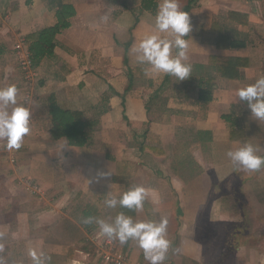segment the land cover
<instances>
[{"label":"crops","instance_id":"0c3cea01","mask_svg":"<svg viewBox=\"0 0 264 264\" xmlns=\"http://www.w3.org/2000/svg\"><path fill=\"white\" fill-rule=\"evenodd\" d=\"M151 1L142 6L143 0H63L75 10L70 26L56 35L53 57L37 66L28 58L29 88L25 80L18 81L19 69H25L14 46L53 25L56 7L51 0H0V87L15 84L21 100L28 92L37 99L28 106L32 125L22 147L0 149V256L9 264H31L32 248L46 252L50 264H103L91 252L99 237L102 241L99 229L81 224V218L112 222L121 211L104 205L106 194L119 196L135 185L147 189L144 207L124 214L134 221L167 218L171 243L164 264L210 262L219 255L203 229L218 221L223 201H209L206 191L221 174H231L228 150L250 142L264 156V121L251 118L247 104L235 96L237 89L264 76V0H197L188 12L193 29L185 39L192 73L184 81L152 74L131 51L154 29L161 0ZM186 3L180 0L181 10ZM105 15L107 22L101 20ZM213 57L238 59L235 78L219 74ZM129 68L139 72L131 84ZM208 78L211 99L203 102L193 93L205 89ZM190 90L191 98L186 96ZM49 96L63 109L83 112L88 145L53 138ZM146 131L161 141L156 153L141 150ZM194 162L197 168L189 167ZM97 170L112 175L89 185ZM260 171H241L243 188L260 182L253 176ZM33 185L36 195L27 196L25 189ZM234 202L239 208L243 203ZM120 247L132 264H146L134 241Z\"/></svg>","mask_w":264,"mask_h":264},{"label":"clouds","instance_id":"9594fccd","mask_svg":"<svg viewBox=\"0 0 264 264\" xmlns=\"http://www.w3.org/2000/svg\"><path fill=\"white\" fill-rule=\"evenodd\" d=\"M108 19V15L101 17L104 22ZM192 29L189 13L181 10L180 0H161L154 17L152 33L145 35L131 49L135 54L136 62L150 66L152 74L163 73L175 77L178 81L187 80L191 77L192 65L187 63L190 45L185 37L192 32ZM17 95L18 88L15 84L0 87V141L4 142V147L8 151L19 150L24 137L31 131L30 110L17 103ZM235 96L238 102L247 104L251 118L264 121V76L256 79L254 83L237 89ZM260 151V146L244 142L228 150L225 155L235 171L251 173L264 169V156L258 154ZM111 175L109 171L97 170L96 174L89 178V185L106 182ZM146 194L145 187L135 185L119 196L111 192L107 193L103 203L110 209L119 206L140 211L144 207ZM80 222L83 225L95 224L99 229L98 235L109 243L118 241L123 246L130 240L134 241L136 246L142 249L144 259L149 264H164L167 258L171 242L167 239L166 217H161L159 221H134L131 216L119 212L112 222L91 216L82 217ZM0 251H3L2 244ZM28 255L31 264H50L51 257L43 250L32 248L29 249ZM0 264H9V262L0 256Z\"/></svg>","mask_w":264,"mask_h":264},{"label":"rangeland","instance_id":"374dc122","mask_svg":"<svg viewBox=\"0 0 264 264\" xmlns=\"http://www.w3.org/2000/svg\"><path fill=\"white\" fill-rule=\"evenodd\" d=\"M29 71L31 70L25 69V72L23 73V70L19 69V74L17 73L19 75L18 81L21 82L25 80L28 87L32 88L33 84L30 76L26 77L27 72ZM38 82L39 79H37L36 85ZM21 99L20 93H18L17 103L22 104L27 108L31 104L30 109L32 108V102H36L37 100L33 97L32 100L29 99V101ZM159 99H161L160 96L157 100ZM31 121L32 114L30 115V127L32 125ZM45 128L46 127H44V129ZM25 148H27V145ZM0 149H5L4 142L0 143ZM178 150H180V147H178ZM189 151L190 150L187 149L188 154ZM188 158L193 163L194 160L191 157ZM195 165L196 164L194 162V164H189V167H195ZM195 168H197V166ZM230 169L231 174L227 173L225 176L221 174L219 178L217 177L218 179L215 180L214 184V181H211L210 185L213 187L212 190L206 191L205 189L201 191V193L204 191L209 192V194L205 195L208 196L209 201H223V205L221 206L220 210L216 211L217 214L215 216H219L217 219L218 221L211 222L208 225L206 224L205 229H203V233H207L208 242L215 244L214 251H218L217 249L220 250L219 255H217V258H213L214 260H210V262L199 261L195 262L194 264H264V253H262L264 252V169H262L260 173H257V175H253L254 177L258 176L257 178L260 179V182L258 181L254 183V187L250 189H245V187L243 188V182L240 181L239 177L241 171H235L232 164H230ZM213 185H215V187ZM25 192L27 193V196H32L35 194L30 192L28 188L25 189ZM172 195L174 197L176 196L174 193H172L171 196ZM211 197L213 198L211 199ZM174 201L182 200L176 199ZM234 201H238L240 203L243 201V203L239 208V206ZM254 201L258 202L255 203ZM260 201L262 202L263 206L259 204L261 203ZM255 204H258L259 207H255ZM222 213L227 214V216ZM228 218H231L233 221L224 220ZM99 239L96 250L95 248L91 249L92 254L94 256L96 255L97 257H99L97 255V250L99 249ZM117 244L118 243H116V245ZM216 245L218 246L217 248ZM233 251L236 253L229 256V254ZM141 261L143 263L149 264L146 260H144V258H142ZM221 261L223 262L221 263ZM99 262L103 263L102 261ZM181 264L193 263L184 261Z\"/></svg>","mask_w":264,"mask_h":264},{"label":"trees","instance_id":"16d2710c","mask_svg":"<svg viewBox=\"0 0 264 264\" xmlns=\"http://www.w3.org/2000/svg\"><path fill=\"white\" fill-rule=\"evenodd\" d=\"M56 7L55 19L56 22L44 28L37 30L34 33L28 34L25 37V45L29 52V58L32 66H37L43 58H51L54 55V48L56 46V35L62 30L70 26L69 18H71L75 10L71 4L64 3L63 0H51ZM151 0H143L142 6L151 4ZM197 6V0H187V3L182 8L183 11L189 12V10ZM218 46V45H217ZM215 62L212 64L215 66L216 71L222 76H228L229 78H235V74L232 70H236L237 66H240L239 60L231 58H212ZM138 71L136 68H129L130 84L135 78ZM139 73V72H138ZM207 86L205 89H197L193 94L196 99L203 102H208L211 99V78L207 79ZM191 90L186 95L191 98L193 96ZM48 114L50 116L49 130L53 138L65 137L69 145L72 146H85L88 145L91 136L88 132V123L84 119V114L79 110H69L61 108L52 96L48 97ZM232 137V135H231ZM161 145L159 137L153 135L149 131L144 134V140L141 144V150H150L152 152L157 151L156 146ZM121 212L128 213L126 208H120ZM117 247V245H116ZM117 249L124 252L120 246Z\"/></svg>","mask_w":264,"mask_h":264},{"label":"built area","instance_id":"2783aa9c","mask_svg":"<svg viewBox=\"0 0 264 264\" xmlns=\"http://www.w3.org/2000/svg\"><path fill=\"white\" fill-rule=\"evenodd\" d=\"M25 48L26 47L24 43L21 41L16 43L14 46V49L17 51V55L22 60V65L24 69L28 70V67L30 65V61L28 59L29 53ZM30 97V92H28L23 99L25 101H29ZM28 189L30 192L35 193L37 192L38 187L36 185H33L30 186ZM116 243V241L109 243L104 237H102V241L99 243V249L97 250V255L99 256L101 261L105 264H132L128 255L122 252L121 250L117 249Z\"/></svg>","mask_w":264,"mask_h":264}]
</instances>
